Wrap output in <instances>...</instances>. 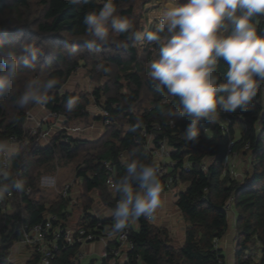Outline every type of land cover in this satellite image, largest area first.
<instances>
[{
	"label": "trees",
	"instance_id": "16d2710c",
	"mask_svg": "<svg viewBox=\"0 0 264 264\" xmlns=\"http://www.w3.org/2000/svg\"><path fill=\"white\" fill-rule=\"evenodd\" d=\"M150 1L114 0L118 14L131 22L139 38L113 32L107 44L88 50L83 44L87 38L83 18L87 12L102 7L99 0H90L86 5H74L70 0H0V45L34 41L44 53L33 68H19L13 88L0 96V144L15 137L17 150L4 177L23 179V190L12 189L6 199L12 224L7 233L0 235V264H15L7 257L20 237L21 215L29 224L40 222L48 214L57 215L61 221L69 215L68 205H77L82 211L79 222L85 217L94 222L98 217L88 209L96 199L114 208L119 195L105 184L101 160L114 163L117 177L124 174L126 161L134 154L146 162L152 161L143 153L142 129L149 130L155 123L161 126L156 137H167L171 157H186L191 165L190 171L180 173L178 183L185 187L175 196V206L185 223L184 239L181 243L174 242L168 227L141 216L130 234L132 253L139 254L144 264H219V260L226 263L225 255L220 248H214V243L229 230V218L223 207L231 199L234 264H264V81H258L257 95L249 111L237 109L223 116L230 120L227 134H223L215 120H205L208 136H199L194 144L177 138L166 124L172 119L162 116V112L177 107L179 99L170 96L166 89L157 92L149 75L150 63L158 56V46L144 38L154 30L153 26L144 27V5ZM253 23L259 33H264V16L254 17ZM140 38L143 44L139 47ZM80 66L86 68L96 83L90 91L65 88ZM226 70L227 65L221 61L216 75L223 80ZM49 78L59 83L47 93L48 100L42 108L60 115L63 125L70 128L78 123L90 127L99 121L102 132L97 138L81 137L77 132L66 135L65 129L56 128L45 142L30 132L29 113L39 106L21 109L17 98L29 81ZM70 99L74 102L71 111L67 108ZM92 103L106 113L100 116L90 113L88 107ZM55 119H44L41 128L49 130ZM188 119L172 121L183 126ZM244 127L246 133L233 145L242 162L243 178L231 179L222 173V160L229 140L237 137ZM120 153L125 154L123 160L118 159ZM204 157H212L205 173L199 169ZM58 168L75 173L78 190L75 202L61 196L62 187L59 189L57 181L54 190L42 183L44 176H56ZM25 187L30 188L29 193L24 192ZM76 250L77 246L60 249L51 264H72ZM246 250L258 251L257 261L252 256L245 257ZM23 264H38V254L33 252Z\"/></svg>",
	"mask_w": 264,
	"mask_h": 264
},
{
	"label": "clouds",
	"instance_id": "9594fccd",
	"mask_svg": "<svg viewBox=\"0 0 264 264\" xmlns=\"http://www.w3.org/2000/svg\"><path fill=\"white\" fill-rule=\"evenodd\" d=\"M70 2L86 5L90 0ZM99 2L102 7L87 12L83 18L87 36L83 44L88 50L107 44L113 32L139 38L131 22L118 14L114 0ZM257 16H264V0H167L153 15L156 26L144 37L158 46V56L150 63V79L157 92L166 89L170 96L179 99V105L168 108L162 116L172 120L190 118L184 129L186 141L197 143L199 123L213 122L218 109L250 110L258 81H264V33H259L253 23ZM43 55L34 41L0 45V96L13 88L19 68H33ZM221 61L227 65L223 80L216 75ZM58 83L55 78L29 81L17 98V105L21 109L44 105L47 93ZM73 107L70 99L67 108L71 111ZM16 151L12 144H0V154L9 159ZM158 169L157 161L146 162L135 154L127 159L124 174L115 184L119 195L115 207L101 205L102 214L115 220L113 231L123 230L141 216L152 217L161 207ZM4 179L11 182L0 183V198L12 189L23 190L21 181L0 173V180Z\"/></svg>",
	"mask_w": 264,
	"mask_h": 264
},
{
	"label": "built area",
	"instance_id": "2783aa9c",
	"mask_svg": "<svg viewBox=\"0 0 264 264\" xmlns=\"http://www.w3.org/2000/svg\"><path fill=\"white\" fill-rule=\"evenodd\" d=\"M99 112L100 115L106 113L102 108L99 109ZM225 114L226 112L218 109L215 118V121L218 123L221 131H223V134L228 133V124L230 123L229 118L223 117ZM49 117L56 118L53 124L54 130L56 128L65 129L67 132L66 135L69 134V127L63 125L64 121L60 115L49 112ZM189 122L190 118L183 126H179L172 120L168 121L166 124L177 138L185 139L184 129L187 127ZM198 127L200 130V136H208L209 129L205 124V120H202ZM53 128L43 130L41 128V122H38L30 127V132L32 134H38L40 140L46 139L47 142L48 137L51 134L50 130ZM159 130H161V126L158 123L152 124L149 130H147L146 127H143L142 135L145 137L143 153L152 161L158 162V174L161 180L162 191H174L176 194L179 190H181L180 188L175 191V189L180 185L178 183L180 173L183 171H190L191 165L186 157H183L182 159L171 157L172 149L169 146L167 137L165 136L159 139L156 137V132ZM246 131L247 129L244 127L237 137L229 140L225 156L222 160V173L223 175H228L231 179L243 178L242 171L239 170L238 164H236L238 154L233 150V145L235 142L239 141L242 136H244ZM64 139H67V137ZM7 144L15 146V137H11ZM247 145L248 144H246V147ZM124 158V153H120L118 155V159L123 160ZM211 159L212 157H204L200 160L199 169L202 172H207ZM10 164L11 159L2 155L0 160V173L3 174V177L8 172ZM101 164L105 168V184L110 190L115 191L116 181H118L120 177L115 175L114 163L108 160H101ZM16 180L23 183V179L21 178H17ZM0 183L9 184L5 179L0 180ZM75 186L76 181L74 179L71 182L66 183L60 191L61 196L70 197L71 202H75ZM24 192L29 193L30 188L25 187ZM10 194L11 190L8 191L3 198H0V235L1 233H7L12 224L9 203L6 201ZM118 199L119 197L115 199V203H117ZM223 209L229 218L230 224L233 226L234 209L231 199L225 203ZM20 218L21 220L18 221V225L21 233L19 239L14 243L13 247L22 246L27 248L28 251L25 260L28 259L33 252H35L38 254V264H51L55 259L56 253L60 249L77 246L72 264H82V259L86 255L84 250L85 246L92 243H99L101 246L97 253V261L99 262L103 261L105 264H144L139 254L132 253L134 244L130 238V234L132 227L136 224V220L130 222V224L123 230L113 231L115 220L112 216L102 218L98 217L94 222L90 220V218L85 217L80 220L77 226L74 227L63 225L61 221L58 220V216L55 214H48L43 220L33 224L23 221V215H21ZM148 220L154 223V216L148 217ZM233 239L235 240L234 235ZM219 240L214 243L215 249L219 248ZM13 247L8 252L7 260L15 263L12 257ZM248 256H252V258L257 261L259 252L246 250L245 257ZM218 262L219 264H226L222 263L220 260Z\"/></svg>",
	"mask_w": 264,
	"mask_h": 264
},
{
	"label": "rangeland",
	"instance_id": "374dc122",
	"mask_svg": "<svg viewBox=\"0 0 264 264\" xmlns=\"http://www.w3.org/2000/svg\"><path fill=\"white\" fill-rule=\"evenodd\" d=\"M167 2V0H151L149 3H147L146 5H144V10H145V22H144V27H155L156 26V21L152 20V17L155 13H158L163 6L165 5V3ZM151 21V22H150ZM143 44V40L142 38H140L139 42H138V46L140 47ZM86 68L80 66L77 67L76 70L74 71V73L72 74V76L70 77V79L68 80L67 84L65 85V88L68 89H73V88H78V89H86V90H91L96 83L94 81H92L91 77L88 76V74L86 73ZM102 108L101 106H97L94 103H92L91 105H89L88 109L89 112L100 116V112L99 109ZM35 124V121H34ZM74 125V124H73ZM72 129H70L69 134H75V132H77L78 134H81V137H85V138H97L101 132H102V127H101V123L99 121H95L93 123L92 126L90 127H84L81 124H75L73 127H71ZM43 129V128H42ZM42 141L46 142V139H43ZM240 158V156H238ZM243 169V166H242ZM56 176H52L53 181L56 179L57 181V186L59 187V189L66 184L68 182H71L74 177H75V173H73L72 171L69 172V170H59V168L56 171ZM50 178H46L44 177L43 182L47 183V185L52 188L53 190L55 189V182H51V176H47ZM51 184L49 185L48 183ZM182 184L179 185V187H177L175 189L179 190L181 188ZM61 188V189H62ZM174 193V191H173ZM172 195V194H171ZM162 204V203H161ZM93 211H96V207L92 208ZM67 213H69L67 218H63L61 220V223L63 225L69 226V227H74L75 225L78 224L79 219L81 217V213L82 211L80 210V208L77 205H68L67 207ZM160 215V207L155 211V213L153 214V216H158ZM170 219H174L178 224H180L179 222H181L180 217L178 215H173V213L168 214ZM232 227V228H231ZM229 231H232L234 233V228L233 226L230 224L229 227ZM233 241H235L233 239ZM176 242V241H174ZM224 253H226V251H223ZM253 252H256V250H253ZM226 257V254H225ZM97 259V257H96ZM98 260V259H97ZM95 262V264H98L99 261ZM89 261V256L85 255V257L82 259V264H85ZM225 262H227V260L225 259ZM228 263V262H227Z\"/></svg>",
	"mask_w": 264,
	"mask_h": 264
},
{
	"label": "crops",
	"instance_id": "0c3cea01",
	"mask_svg": "<svg viewBox=\"0 0 264 264\" xmlns=\"http://www.w3.org/2000/svg\"><path fill=\"white\" fill-rule=\"evenodd\" d=\"M47 118H49V112H47L45 109H43L42 106L35 107L29 113L27 124H28V126H32V125H34V121H35V123H38V122H41ZM73 126H71V127H73ZM51 128H53V127H51ZM70 129H72V128H70ZM70 129L68 130V132L70 131ZM50 131L52 132L53 130L51 129ZM236 164H238L239 170H241L242 169V162H241V159L239 157L236 158ZM44 177H45V179L50 178L47 176H44ZM44 177L42 179V183L44 185H47V183L43 182ZM50 181L55 182V184H56V179L53 181L52 176H51ZM51 182L48 184L50 185ZM184 186H185V184L181 186V189L184 188ZM75 190H76V192H75L74 196L76 198L77 189L75 188ZM161 202H162V204L160 207V215L154 217V223L161 225V226L168 227L171 231V235H172L173 239L177 243H181L184 239L185 223L180 218L181 222H179L180 224H178L174 219H170V217L168 215L170 213H173L174 217H175V215H178L180 217L179 211L177 210V208L175 206V193L170 192V191H165V192L162 191ZM101 205L104 208H108L107 206L103 205V203L100 200L96 199L93 202L91 208L88 209V211L91 212L92 214H95L99 218L108 217V215L102 214ZM95 207L97 210L93 211L92 208H95ZM233 235H234V233L232 231L228 230V232L219 240V248L221 249L222 252L226 251V253L223 252L224 255L226 254L225 259L228 262V263L226 262V264H234V261H235V254H234L235 241H233ZM100 248H101V246L99 243H92V244H88L87 246H85L84 250L86 252V255L89 256V261L87 263H89L91 260H97L96 257H97V253L100 250ZM27 251H28L27 248H24L22 246L13 247L12 257L14 259V262L16 264H23V261L25 260V257L27 254ZM87 263H85V264H87Z\"/></svg>",
	"mask_w": 264,
	"mask_h": 264
},
{
	"label": "water",
	"instance_id": "95a60500",
	"mask_svg": "<svg viewBox=\"0 0 264 264\" xmlns=\"http://www.w3.org/2000/svg\"><path fill=\"white\" fill-rule=\"evenodd\" d=\"M177 195V193L175 194V196Z\"/></svg>",
	"mask_w": 264,
	"mask_h": 264
}]
</instances>
